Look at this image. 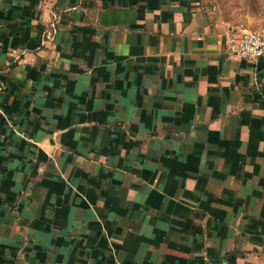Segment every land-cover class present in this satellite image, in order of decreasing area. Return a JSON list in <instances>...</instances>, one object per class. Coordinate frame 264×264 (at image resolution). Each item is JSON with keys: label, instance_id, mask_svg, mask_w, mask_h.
<instances>
[{"label": "crops", "instance_id": "0c3cea01", "mask_svg": "<svg viewBox=\"0 0 264 264\" xmlns=\"http://www.w3.org/2000/svg\"><path fill=\"white\" fill-rule=\"evenodd\" d=\"M208 0H0V264H264V55Z\"/></svg>", "mask_w": 264, "mask_h": 264}, {"label": "rangeland", "instance_id": "374dc122", "mask_svg": "<svg viewBox=\"0 0 264 264\" xmlns=\"http://www.w3.org/2000/svg\"><path fill=\"white\" fill-rule=\"evenodd\" d=\"M220 19L264 34V0H209Z\"/></svg>", "mask_w": 264, "mask_h": 264}, {"label": "built area", "instance_id": "2783aa9c", "mask_svg": "<svg viewBox=\"0 0 264 264\" xmlns=\"http://www.w3.org/2000/svg\"><path fill=\"white\" fill-rule=\"evenodd\" d=\"M209 4L211 3L208 0ZM211 10L215 7L210 5ZM226 50L243 59L255 60L264 55V34L246 27H236L226 35Z\"/></svg>", "mask_w": 264, "mask_h": 264}]
</instances>
